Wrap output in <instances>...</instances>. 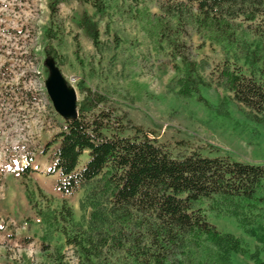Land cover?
<instances>
[{
    "label": "trees",
    "instance_id": "trees-1",
    "mask_svg": "<svg viewBox=\"0 0 264 264\" xmlns=\"http://www.w3.org/2000/svg\"><path fill=\"white\" fill-rule=\"evenodd\" d=\"M58 1L51 0L49 7L51 24L59 29ZM254 1L88 3L103 17H117L141 28L153 49L172 65L171 85L177 96L207 105L202 90L222 87L227 93L223 101L242 106L264 125V82L253 73L246 74L236 58L256 16L264 12V0L257 5ZM82 25L97 46L99 31L88 21ZM194 36L201 44L222 50L225 60L219 67L199 57ZM254 49L249 53L251 64L260 56L256 50L264 49L261 40ZM45 53L58 58L52 48ZM79 90L84 96L77 102L78 117L63 120L61 130L47 144L48 173L58 175V191L72 195L83 189L79 219L65 201L59 208L44 205L42 209L26 194L44 235L60 234L73 249L74 264H235L233 257L264 264V234L256 235L257 245L250 249L208 218L212 214L241 221L264 203V164L195 150L173 155L153 132L133 124L126 114H117L104 98L84 87ZM51 256V264H71L58 250Z\"/></svg>",
    "mask_w": 264,
    "mask_h": 264
},
{
    "label": "rangeland",
    "instance_id": "rangeland-1",
    "mask_svg": "<svg viewBox=\"0 0 264 264\" xmlns=\"http://www.w3.org/2000/svg\"><path fill=\"white\" fill-rule=\"evenodd\" d=\"M50 2L0 0V264H51L56 250L66 262H76L73 249L60 234L44 235V226L26 198L29 193L42 209L44 205L59 208L65 201L76 220L81 215L83 189L62 195L56 187L58 175L48 173L47 144L61 130L63 119L44 87L46 58L75 88L77 102L84 96L80 88L91 90L117 114H126L133 124L153 132L173 155L195 150L264 164V125L242 106L223 101L227 93L222 87L202 90L207 105L180 98L171 85L175 73L168 58L153 49L137 24L103 17L88 0H59L55 5L58 29L51 24ZM254 2L257 5L260 0ZM87 21L99 31L97 46L82 25ZM252 26L246 43L236 51L237 63L246 74L253 73L264 82V49L256 50L260 56L254 64L248 59L256 43L261 40L264 45V12ZM193 42L200 46L199 57L213 67L225 60L218 46L201 44L197 36ZM51 48L57 60L45 53ZM208 218L250 249L257 245L256 235L264 234V203L241 221L212 214ZM233 261L252 264L238 257Z\"/></svg>",
    "mask_w": 264,
    "mask_h": 264
},
{
    "label": "water",
    "instance_id": "water-1",
    "mask_svg": "<svg viewBox=\"0 0 264 264\" xmlns=\"http://www.w3.org/2000/svg\"><path fill=\"white\" fill-rule=\"evenodd\" d=\"M44 65L48 70L44 87L49 100L52 102L54 111L67 122L76 119L78 112L75 88L68 85L65 77L52 59L46 58Z\"/></svg>",
    "mask_w": 264,
    "mask_h": 264
}]
</instances>
